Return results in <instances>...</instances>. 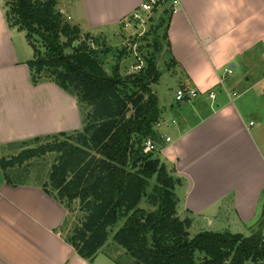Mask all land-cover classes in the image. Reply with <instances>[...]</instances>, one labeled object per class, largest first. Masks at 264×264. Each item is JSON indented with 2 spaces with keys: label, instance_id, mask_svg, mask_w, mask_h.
<instances>
[{
  "label": "crops",
  "instance_id": "crops-1",
  "mask_svg": "<svg viewBox=\"0 0 264 264\" xmlns=\"http://www.w3.org/2000/svg\"><path fill=\"white\" fill-rule=\"evenodd\" d=\"M143 1L66 0L58 11L81 36L112 47L110 35ZM7 9L0 1V149L80 130L72 97L51 83L31 84L25 63L32 57L20 45L25 32L9 24ZM167 40L177 89L197 92L174 104L151 86L160 110L156 153L181 180L177 215L191 227L206 224L200 232L220 233L213 228L222 223L251 236L264 219V0H183ZM68 218L41 188L0 181V264H93L100 255L113 262L105 246L91 263L77 256L63 234Z\"/></svg>",
  "mask_w": 264,
  "mask_h": 264
},
{
  "label": "trees",
  "instance_id": "trees-1",
  "mask_svg": "<svg viewBox=\"0 0 264 264\" xmlns=\"http://www.w3.org/2000/svg\"><path fill=\"white\" fill-rule=\"evenodd\" d=\"M5 2L7 21L25 32L32 49V59L25 63L31 84L51 83L72 97L81 128L0 149L16 151L0 156V181L10 187H39L69 216L76 211L81 214L64 238L86 261L94 259L112 228L123 220L111 240L127 255L126 264H264V219L249 237L208 231L191 236L192 220L177 215L175 188L181 180L173 177L174 168L169 169L156 151L143 153L147 139L159 142L155 127L160 110L151 86L161 77L156 62L157 53L163 51L160 42L169 57L166 71L175 64L167 40L170 11L164 9L156 24L150 17L152 23L143 35L129 36L131 48H118L107 46L99 37L81 36L79 28L56 9V0ZM162 28L158 39L156 33ZM40 41L42 53L37 47ZM133 46L144 66L121 75L120 62L133 53ZM69 48L72 53L65 54ZM147 48L153 51L144 57ZM109 55L116 60L111 75L103 63ZM48 156L52 164L43 176L41 163ZM153 178L154 187L147 195ZM143 198L154 210L139 208Z\"/></svg>",
  "mask_w": 264,
  "mask_h": 264
},
{
  "label": "rangeland",
  "instance_id": "rangeland-1",
  "mask_svg": "<svg viewBox=\"0 0 264 264\" xmlns=\"http://www.w3.org/2000/svg\"><path fill=\"white\" fill-rule=\"evenodd\" d=\"M11 5L14 6V1H12ZM65 5H66V0H60L57 3L56 9L58 10L59 8L64 7ZM165 8H166V6L160 8L159 11H156V14L152 15V19L155 22V24H156L157 19H159V17L162 15V10H164ZM151 23L152 22H148L146 24L145 31L148 30ZM122 25H124V21H122L120 26L122 27ZM134 33H135V31L133 29L121 28V29H119V33L117 34L116 37H115V35L114 36L110 35L109 40H108L109 41L108 44L112 47L117 46L118 48H121V47L127 46L128 48H131L129 46V42H128L127 38H128V36H131V35H132L131 37H134V35H133ZM156 34L158 35L157 36L158 39H160L161 35L163 34V28L159 29ZM153 36L154 35L152 34L150 40L148 41L150 43V45L152 44V41L155 38ZM121 40H123L122 44H121ZM20 41H21L20 45L25 47L26 52L28 53V58L32 57V49L30 48V46H27L25 39H24V35L20 36ZM38 44L39 45H37V47H38L39 51L41 53L44 52V47H43L42 42L40 41V42H38ZM160 44H161V48H162L161 50H163V51H162V53H157L158 55L156 58V62H157V69L159 70V72H161V77L159 79V82L157 84H155V86L154 85H152V86H153V89L157 91V95L159 97L161 96V98H162L165 96V98L172 99L174 104H178L175 101V93L178 90L177 89L178 83L176 82L175 77H173L172 74L169 71H166V69H165L166 62H168V59L166 58L167 56L165 53L166 48L164 47L163 43L160 42ZM147 49L144 50L142 53V55L144 57L147 53H149V52L151 53L153 51L152 48H149L148 50ZM131 51L133 52V48L131 49ZM64 53L70 54V53H72V50L70 48L66 49L64 51ZM135 53L138 55V58H140L143 61V58L138 54V52H135ZM135 62H136V58L134 57L133 53H130L127 58L123 59L120 63L121 75L125 74L127 71L130 73L129 67L131 65H133ZM103 63H104V70L106 71V73L108 75H111L112 74V67L116 64V60L114 59L113 56L109 55L103 60ZM15 153H16V151H13L11 149H5V150H2L0 152V156H10L11 154H15ZM156 156L163 163H165L169 169L174 168V166L172 164H169V163L165 162V160L164 161L162 160L160 153H156ZM52 159H53L52 156H48L43 161V163H41L45 167L43 176L46 175V171H47L46 169H48L50 167V164H52ZM35 168H37V167H35ZM173 177H175V178L177 177L176 172H175V168H174ZM154 184H155V179L153 178L152 180L149 181V187L146 190L147 195L151 193L152 188L154 187ZM139 208L144 209V210H148V211L154 210L152 207H150L148 205L146 198H143L141 200V202L139 204ZM75 209H76V205H75ZM80 217H81V214H79L77 211L74 214H72L71 216H69L67 223H65V225L63 226L64 227V229H63L64 233L63 234H65V236H67V234L70 233V231L72 230V227L74 226L76 220H80ZM122 224H123V220H119L118 223L115 225V227L112 228V231L109 235L108 241L104 247V252H106V254H109L111 259H115L116 261H118L122 264L123 263L126 264L129 262L127 255L125 254V252L122 249L118 248L115 244H113V242L111 240L112 235L122 226ZM205 226H206V224L204 225V224H202V222L200 223V220H198V222H195L194 225L192 227H190V229H189L190 235L194 236L196 233L204 230L202 228H204ZM215 226L216 227H214L213 230L218 231L220 233H224V231H226V230H231V233H233V234L241 232L245 237H248L250 235V233H248L244 227H242V229L240 231H236V230H238V229H236L238 227H234V226H231L230 229H221L220 227L224 226V224H222V223H219V224L217 223ZM89 263H91V262L89 261ZM93 264H114V263L111 262L110 260L106 259L102 255H100L97 257L96 261L93 262Z\"/></svg>",
  "mask_w": 264,
  "mask_h": 264
},
{
  "label": "built area",
  "instance_id": "built-area-1",
  "mask_svg": "<svg viewBox=\"0 0 264 264\" xmlns=\"http://www.w3.org/2000/svg\"><path fill=\"white\" fill-rule=\"evenodd\" d=\"M182 1L183 0H144L135 11L124 19V25H122V28L133 29L135 31L133 35L139 37L145 32V26L149 22V18L152 17L153 14H156V11H159L160 8L166 6L165 9H168L172 15L180 7ZM132 48L136 62L129 67V70L130 72H136L144 66V63L135 53V46ZM196 97L197 92L193 89H178L175 93V101L178 104L192 101ZM214 97V93H209L210 99H214ZM157 126L158 125H156V127ZM166 141H169V139H166ZM153 151H156V146L151 140L147 139L143 145V153Z\"/></svg>",
  "mask_w": 264,
  "mask_h": 264
},
{
  "label": "water",
  "instance_id": "water-1",
  "mask_svg": "<svg viewBox=\"0 0 264 264\" xmlns=\"http://www.w3.org/2000/svg\"><path fill=\"white\" fill-rule=\"evenodd\" d=\"M74 46H76V44H74Z\"/></svg>",
  "mask_w": 264,
  "mask_h": 264
}]
</instances>
